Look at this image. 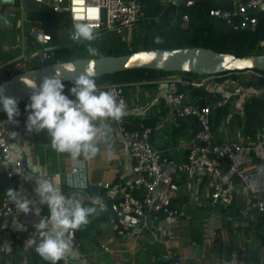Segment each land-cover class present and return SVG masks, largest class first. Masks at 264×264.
I'll return each instance as SVG.
<instances>
[{"label":"crops","instance_id":"1","mask_svg":"<svg viewBox=\"0 0 264 264\" xmlns=\"http://www.w3.org/2000/svg\"><path fill=\"white\" fill-rule=\"evenodd\" d=\"M16 6L0 8V31L6 33L0 38V62L36 52L39 49L33 51V45L44 44L31 30L45 23L33 22L28 18L29 11H18ZM125 36L127 40L129 36ZM125 36L121 37L123 42ZM18 51L16 56L6 59L8 54ZM3 77L6 76L0 75V80ZM182 79H185L184 75L174 73L159 80L135 83L126 89L127 107L122 118L127 122L140 121L150 125L153 146L175 157V164L168 166L164 173L161 189L168 195V205L180 214L169 216L158 212L139 227H127L124 235L118 233L121 225L112 217L106 203L111 201L118 206L125 185L133 177V159L125 138L110 120L107 121L110 142H100V152L93 159L83 161L81 157L77 161L80 168L83 163V174L80 175L72 173L75 161L68 154L57 153L51 148L46 131L26 130L27 110L14 118L18 123L9 122L7 117L0 119V131H7L5 136L13 147L14 157L24 155L27 173L33 183L32 167L39 166L40 172L46 175L61 174L65 195L76 193L85 205H92L93 200L101 201L99 215L91 217L90 222L76 230L72 237L79 264H151L153 256L161 258L159 264H171L176 260L181 264H220L221 258L232 252L251 264H264V149L252 150L241 158L243 166L255 165L253 171L257 174L250 185L237 177L232 203L212 205L204 171L199 170L196 177L189 179L181 170L187 157L185 143L194 133L191 119L184 121L172 117V96ZM207 87L223 96L219 104L229 101V116L215 130L217 141L221 144L247 141L238 119L243 116L245 101L253 95L247 91L248 79H239V76L226 81L213 79ZM66 177H83L86 187L82 190L74 188L66 183ZM90 185L102 187V190L97 193ZM9 188H14L11 180L1 184L0 196L6 195ZM32 200L35 204L31 215L11 216L0 221V239L13 242L0 264H30L31 247L25 242L34 234L35 223L40 219L34 209L41 208V216L47 210L46 205L39 204L38 197ZM95 206L98 210L101 207ZM14 218L24 225L22 230L16 229Z\"/></svg>","mask_w":264,"mask_h":264},{"label":"built area","instance_id":"2","mask_svg":"<svg viewBox=\"0 0 264 264\" xmlns=\"http://www.w3.org/2000/svg\"><path fill=\"white\" fill-rule=\"evenodd\" d=\"M20 4L15 7L18 11H28L25 0H20ZM41 6L52 9L59 15L67 14L71 22L69 34L72 32L74 20L89 23L97 32H113L122 34L127 28L152 18L146 10L145 4L141 0H30ZM231 7H214L209 11V15L217 20L224 21L228 26L236 25L240 28L256 27L258 24L257 14L264 11V0H231ZM167 7L174 0H159ZM21 20L20 22H22ZM189 23V16L183 15L182 27L186 28ZM32 34L38 32L44 39L46 48L39 49L30 54L20 56L7 61L0 62V75L11 77L17 72L25 70L28 64L46 65L48 60L53 59L54 37L44 31L43 27H35ZM58 41V40H57ZM35 66V67H38ZM28 69V68H27ZM246 72L260 74L254 70L243 72H229L217 75H201L192 80L182 79L178 84L183 86L182 90H176L172 96V117L175 120L196 119L199 130L192 133L186 141L187 157L181 164V170L189 179H193L199 170L204 171L207 184L210 189V202L214 206L221 204H231L235 193V180L239 177L244 183L250 185L253 177L257 174L253 171L255 167H246L241 164V158L252 150L264 149V132L258 131L254 140L245 142H231L221 144L217 141L216 131L212 125V115L214 104L209 101L204 104L200 98H195L185 85L193 87L207 86L213 79L236 77ZM175 81V80H173ZM125 83H108L99 85L98 88L113 92L117 100H123L127 107ZM72 99H75L71 94ZM206 99V98H205ZM158 102V98L155 99ZM115 130L125 138L129 153L133 159V177L127 182L119 201L118 207L122 215L144 218L146 222L149 217L156 216L162 212L169 216H177L180 211L168 205V195L161 189L163 176L168 166L175 164V157L168 156L163 151L156 149L152 144L153 128L145 123H140L139 127L129 128L127 121L121 118L119 121L110 120ZM193 123V122H192ZM7 131H0V167L8 180L13 182L16 190L23 189L24 194L32 199L37 197L33 191L34 183L32 177L23 167L25 157L19 154L14 157L12 145L8 142ZM223 151L221 155L220 152ZM80 164L75 161L72 169L73 174H80ZM33 213H21L15 205L8 199L7 195L0 196V221L11 216H29ZM47 216L44 214L42 217ZM121 227L118 229L120 235L126 233L127 227L131 224L118 219ZM173 234V232H170ZM12 241L0 239V259L8 250ZM160 257L153 256L151 264H159ZM26 262V261H25ZM60 264H79L77 258L69 257L60 261ZM148 264V263H143ZM171 264H181L174 261ZM220 264H251L239 258L236 252L226 254L221 258Z\"/></svg>","mask_w":264,"mask_h":264},{"label":"clouds","instance_id":"3","mask_svg":"<svg viewBox=\"0 0 264 264\" xmlns=\"http://www.w3.org/2000/svg\"><path fill=\"white\" fill-rule=\"evenodd\" d=\"M99 35L89 23L74 20L71 39L91 42L98 39ZM87 51L95 56L98 49L89 43ZM67 67L71 69L73 65L69 64ZM94 77L95 73L89 70L74 76L72 87L68 91L75 99L65 93V85L56 72L52 76L43 77L38 86L30 78L26 83L33 89L30 102L25 106L28 111L26 130L36 133L46 131L51 148L57 153L68 154L74 161H79L81 157L83 161L96 157L100 152V142H110L107 121H119L126 111L123 100L118 101L113 92L98 88ZM0 106L9 122L18 123L14 119L20 115L17 100L6 96L3 86H0ZM97 121L100 123L97 124ZM32 173L35 177L33 191L39 204L47 206L48 214L42 217L41 208L34 209L35 215L40 219L35 223L34 234L26 240L25 245L34 246L35 252L49 264L77 257L72 237L76 230L90 222L91 217L99 215L102 210L101 201L93 200L92 205H85L78 194L65 195L59 172L49 176L41 173L39 166H33ZM65 180L74 188L82 190L86 187L83 177H66ZM6 195L21 213L33 211L35 201L28 198L23 189L9 188ZM95 205H101L100 209ZM13 224L17 230L24 228L15 218Z\"/></svg>","mask_w":264,"mask_h":264},{"label":"trees","instance_id":"4","mask_svg":"<svg viewBox=\"0 0 264 264\" xmlns=\"http://www.w3.org/2000/svg\"><path fill=\"white\" fill-rule=\"evenodd\" d=\"M145 6L148 14L152 16L151 19L142 21L143 34L139 39L141 49H173L183 47H208L220 52H230L238 56L249 54H263L264 53V11L257 14V26L247 32L238 34H226L225 31L228 25L224 21L212 18L209 11L214 7H231L228 3L217 2L216 4L203 3L199 0L191 5L180 4L176 5L174 2L169 6L164 7L159 0H141ZM17 5L20 0H17ZM189 16V23L186 28L182 27L183 15ZM17 20H15V24ZM100 35L98 39L91 42H78L70 38L67 44H56L53 48V61H68L80 57V51L89 43H95L101 40L103 32H98ZM6 33L0 31V38ZM71 37V35H70ZM159 38V40H157ZM135 42V41H134ZM133 42V44H134ZM108 55H121L132 51L140 50L133 47L132 49L121 48L120 46L110 44ZM1 49V44H0ZM15 54H8L6 59H11L16 56ZM258 72L259 76H253L248 79L249 87L247 91L253 92V95L245 101L244 113L238 119V125L242 126V133L248 140H254L258 131L264 128V71L254 70ZM174 74V72H166L154 69H135L123 71L111 75H104L96 77L97 86L108 83H125L126 89L135 84L144 81H155ZM185 79L192 80L199 75L193 73H182ZM10 77H3L0 83L9 79ZM228 79L222 78L219 80ZM65 93H69L72 87V82H66ZM178 85V90H182L183 86ZM190 90L195 98H200L201 103L207 101H222L223 96L207 86L193 87L192 85H185ZM251 90H250V89ZM125 89V93H126ZM206 98V99H205ZM29 99L18 105L19 111H25V106L29 103ZM229 116V101L218 104L214 107L212 115L213 129L216 128ZM6 113L0 114V119L5 118ZM194 125V132L199 130V124L196 119L190 118ZM187 120V119H182ZM129 128L139 127L140 121L127 122ZM219 142V141H218ZM220 143V142H219ZM4 172L0 170V185L7 181ZM172 206V204H171ZM46 214L47 210L45 211ZM30 264H49L43 260L31 247ZM60 264V262H58Z\"/></svg>","mask_w":264,"mask_h":264},{"label":"water","instance_id":"5","mask_svg":"<svg viewBox=\"0 0 264 264\" xmlns=\"http://www.w3.org/2000/svg\"><path fill=\"white\" fill-rule=\"evenodd\" d=\"M186 0H174L176 5L183 4ZM196 3L197 0L189 1ZM231 4V0L225 1ZM17 0H0V8L7 5H15ZM27 10H38L40 5L25 0ZM254 27L240 28L236 25H229L225 31L226 34H238L253 30ZM40 41L43 37L35 32ZM71 64L73 68L67 66ZM135 69H154L166 72L193 73L196 75H217L229 72H243L247 70L264 71V53L249 54L238 56L230 52H220L208 47H183L173 49H140L121 55H103L97 57H79L68 61H53L43 66L32 67L17 72L9 79L0 83L4 87V94L14 97L18 105L30 98L33 89L26 85L30 79L34 80L37 86L45 76L60 75L62 82H72L74 76L79 75L85 70L95 73V77L111 75L123 71ZM25 83H24V82ZM196 98L193 99V103ZM4 113L0 106V114ZM223 154V151L220 152ZM27 171L26 163H23ZM90 188L97 189L100 193L102 187L90 185ZM106 206L109 208L113 218H121L124 222L134 227L144 224V218L122 215L119 207L107 201ZM133 228V227H132Z\"/></svg>","mask_w":264,"mask_h":264},{"label":"rangeland","instance_id":"6","mask_svg":"<svg viewBox=\"0 0 264 264\" xmlns=\"http://www.w3.org/2000/svg\"><path fill=\"white\" fill-rule=\"evenodd\" d=\"M189 1H193V0H189ZM188 1V3H190ZM198 1V0H197ZM200 2H207L209 4H213V3H217L220 1H224V0H199ZM192 4V3H191ZM189 5V4H188ZM28 18L31 19L33 22L40 20L43 23H45L42 27L44 30L48 31L50 34L53 35L54 37V41L53 43L56 44H67L70 41V28H71V22L68 19V15L67 14H62V15H58L56 12H54L52 9L46 7V6H41L40 9L38 10H28ZM43 19V20H42ZM143 26L144 23L140 22L138 24H136L135 26H133V38L131 41L130 46L136 47L141 49V45L138 42L140 37L143 34ZM128 32V28L122 33V34H116L113 32H103L102 36H101V40L97 41L95 43H92V46L98 49V52L95 56L90 55L87 51V45L80 51V57H97V56H103V55H108V51L109 48L111 47L110 44L112 45H116L117 47L120 46L121 48H125V49H130V46L128 44H126V34ZM105 35H107L106 37H104ZM125 36V42H123L121 40V37ZM129 36V35H127ZM58 40V42H57ZM135 41V42H134ZM134 42V44H133ZM9 43H11L9 41ZM45 49L46 48V44H41L39 46H35L33 45V51L34 50H38V49ZM112 55V54H109ZM48 63L53 62V59L48 60ZM38 66L37 64L33 63V64H28L27 67L31 68V67H35ZM40 66V65H39ZM175 74L181 75L182 73L179 72H174ZM253 76H257L255 74H253V72H246L245 74H241L239 75V79H243V78H252ZM5 78V77H4ZM3 79V78H1ZM227 80V79H226ZM225 79H223V81H226ZM210 103L214 104V102L210 101Z\"/></svg>","mask_w":264,"mask_h":264},{"label":"bare ground","instance_id":"7","mask_svg":"<svg viewBox=\"0 0 264 264\" xmlns=\"http://www.w3.org/2000/svg\"><path fill=\"white\" fill-rule=\"evenodd\" d=\"M132 27H129L128 28V32H127V35H129V38L126 40V44H128L127 42H129L130 44H131V38L133 37L132 36ZM107 35H105L104 37H106ZM130 44H128V45H130Z\"/></svg>","mask_w":264,"mask_h":264},{"label":"flooded vegetation","instance_id":"8","mask_svg":"<svg viewBox=\"0 0 264 264\" xmlns=\"http://www.w3.org/2000/svg\"><path fill=\"white\" fill-rule=\"evenodd\" d=\"M188 1H189V0H186L183 4H188Z\"/></svg>","mask_w":264,"mask_h":264}]
</instances>
